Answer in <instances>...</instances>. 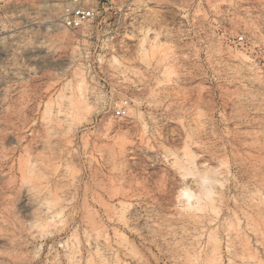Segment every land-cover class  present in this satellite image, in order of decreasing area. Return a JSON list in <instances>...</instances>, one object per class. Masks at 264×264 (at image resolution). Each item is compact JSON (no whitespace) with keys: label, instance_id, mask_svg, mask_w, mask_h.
Here are the masks:
<instances>
[{"label":"rangeland","instance_id":"1","mask_svg":"<svg viewBox=\"0 0 264 264\" xmlns=\"http://www.w3.org/2000/svg\"><path fill=\"white\" fill-rule=\"evenodd\" d=\"M0 264H264V0H0Z\"/></svg>","mask_w":264,"mask_h":264},{"label":"built area","instance_id":"2","mask_svg":"<svg viewBox=\"0 0 264 264\" xmlns=\"http://www.w3.org/2000/svg\"><path fill=\"white\" fill-rule=\"evenodd\" d=\"M102 17L100 15V11L97 7L88 5V6H82L79 5L78 7L74 8L68 15H66L63 19V23L66 27H68L71 30H79L87 25L94 23L98 20H100ZM236 42L238 44H244L245 43V37L239 36L236 39ZM128 102H125V105L122 107H119L115 115L119 118H124L128 114Z\"/></svg>","mask_w":264,"mask_h":264},{"label":"bare ground","instance_id":"3","mask_svg":"<svg viewBox=\"0 0 264 264\" xmlns=\"http://www.w3.org/2000/svg\"><path fill=\"white\" fill-rule=\"evenodd\" d=\"M185 195L189 198V199H191L192 198V196L190 195V193H185Z\"/></svg>","mask_w":264,"mask_h":264}]
</instances>
